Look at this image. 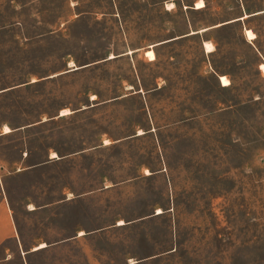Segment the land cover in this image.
Returning a JSON list of instances; mask_svg holds the SVG:
<instances>
[{
	"label": "rangeland",
	"instance_id": "obj_1",
	"mask_svg": "<svg viewBox=\"0 0 264 264\" xmlns=\"http://www.w3.org/2000/svg\"><path fill=\"white\" fill-rule=\"evenodd\" d=\"M199 1L0 0V201L28 232L100 230L87 264H264V0Z\"/></svg>",
	"mask_w": 264,
	"mask_h": 264
},
{
	"label": "crops",
	"instance_id": "obj_2",
	"mask_svg": "<svg viewBox=\"0 0 264 264\" xmlns=\"http://www.w3.org/2000/svg\"><path fill=\"white\" fill-rule=\"evenodd\" d=\"M246 16L248 17V15H245L226 24L240 22L245 19ZM202 31L206 32L207 30ZM191 34H199V32H192ZM205 43L206 42H204V44ZM222 76H219L220 82ZM72 230L74 233L71 232L72 234L70 236H66L63 239H57L55 238L57 234L51 233L35 236L28 232L24 225L14 216L10 203L8 201H0V264H36L37 260L44 254H49L50 257L55 259V262L57 261L58 253L61 252L70 253L65 256V264H71L74 258L87 264L89 259L87 254L73 256L71 252H73L76 247L83 248L85 245L84 243H77L81 238H84L89 233H99L100 230L91 232L83 227L80 229L72 228ZM81 232H83L82 235H80ZM55 233H57V231H55ZM59 234L61 233L59 232ZM40 244H45L46 246L38 248ZM86 251L88 252L89 250L86 249Z\"/></svg>",
	"mask_w": 264,
	"mask_h": 264
},
{
	"label": "bare ground",
	"instance_id": "obj_3",
	"mask_svg": "<svg viewBox=\"0 0 264 264\" xmlns=\"http://www.w3.org/2000/svg\"><path fill=\"white\" fill-rule=\"evenodd\" d=\"M173 5H174V4H171L172 7H173ZM204 7H205V3H204L203 0H200L199 2L196 3V8H197V9H201V8H204ZM246 17H247V16H246ZM246 35H247V37H248L249 40H255V39H256V35H255V33L252 32L251 30H247V31H246ZM205 48H206V51H208V52H212V51H214V47H213V45H212L210 42H206V43H205ZM146 55H147L148 57H150V60H154V59H155V54H154V52H153L152 50L147 51V52H146ZM261 70L264 72V63L261 64ZM221 82H222V84H223L224 86H229V85H230V81H229V79H228L227 77H225V76H222V77H221ZM66 113H67V112H66ZM66 113H64V114H66ZM62 115H63V114H62ZM7 131H8V129H7ZM53 157H55V155H53ZM159 212L161 213V210H160ZM125 223H126V222H124V220H120V221L118 222L117 226L125 225ZM82 234H83V232L80 233V235H82ZM45 246H46L45 244H40V245L38 246V248H43V247H45Z\"/></svg>",
	"mask_w": 264,
	"mask_h": 264
},
{
	"label": "water",
	"instance_id": "obj_4",
	"mask_svg": "<svg viewBox=\"0 0 264 264\" xmlns=\"http://www.w3.org/2000/svg\"><path fill=\"white\" fill-rule=\"evenodd\" d=\"M172 41V40H171ZM167 42H170V41H167ZM166 43V42H165Z\"/></svg>",
	"mask_w": 264,
	"mask_h": 264
}]
</instances>
